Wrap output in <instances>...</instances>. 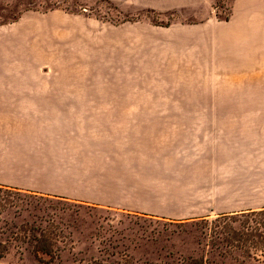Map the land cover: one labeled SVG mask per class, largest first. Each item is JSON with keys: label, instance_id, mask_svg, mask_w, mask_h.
Segmentation results:
<instances>
[{"label": "rangeland", "instance_id": "1", "mask_svg": "<svg viewBox=\"0 0 264 264\" xmlns=\"http://www.w3.org/2000/svg\"><path fill=\"white\" fill-rule=\"evenodd\" d=\"M204 2L0 0V74L35 79L44 91L147 96L153 98L148 106L264 108L262 44L257 51L235 52L221 67L229 77L171 75L146 66L152 51L184 44L183 31L232 17L233 0ZM188 8L198 9L196 15ZM230 79L235 82H217ZM83 144L91 146L76 149L91 154L79 160L44 157L36 148L10 156L5 166L0 158V167L7 168L0 171V185L55 194L71 205L58 224V258L38 263L29 253L11 252L0 264H264L261 249L217 239V224L179 221L202 212L168 211L179 207L166 203L169 197L203 190L189 187V179L184 187L174 171L132 169L126 175V164L115 169L98 141L86 138ZM215 218L211 213L207 220Z\"/></svg>", "mask_w": 264, "mask_h": 264}, {"label": "crops", "instance_id": "2", "mask_svg": "<svg viewBox=\"0 0 264 264\" xmlns=\"http://www.w3.org/2000/svg\"><path fill=\"white\" fill-rule=\"evenodd\" d=\"M232 9L228 22L206 21L198 29L180 33L186 37L184 44L152 51L147 59L152 63L146 66L160 67L171 75L231 76L221 67L235 59V52L257 51L258 45H264V0H233ZM197 10L184 9L195 15ZM36 85L35 79L28 81L26 76L0 74L2 166L10 164L5 161L10 156L25 154L26 148H36L44 157L79 160L91 153L76 148L90 147L83 142L92 138L105 147L101 154L109 156L107 162L114 163L115 169L126 164V175L132 169L136 173L174 171L178 177L174 180L182 182L181 186L186 187L183 182L189 179V187L203 189L165 201L179 206L168 211L203 213L182 219L264 208V108L148 106L153 98L147 96L44 91ZM64 148L67 152L62 153ZM140 154L145 158L137 159Z\"/></svg>", "mask_w": 264, "mask_h": 264}, {"label": "trees", "instance_id": "3", "mask_svg": "<svg viewBox=\"0 0 264 264\" xmlns=\"http://www.w3.org/2000/svg\"><path fill=\"white\" fill-rule=\"evenodd\" d=\"M68 203L63 197L0 185V260L11 252L29 253L38 263L44 262L43 257L58 258L62 249L57 245L63 237L58 224L61 215L71 207ZM215 217L212 221L207 220L209 215L179 221L217 224L222 228L214 233L217 239L226 244L245 245L254 251L261 249L264 253V208ZM232 225H237V229Z\"/></svg>", "mask_w": 264, "mask_h": 264}]
</instances>
